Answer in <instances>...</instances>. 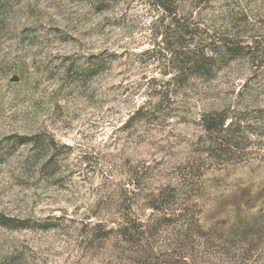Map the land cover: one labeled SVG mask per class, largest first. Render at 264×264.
<instances>
[{
  "label": "rangeland",
  "instance_id": "374dc122",
  "mask_svg": "<svg viewBox=\"0 0 264 264\" xmlns=\"http://www.w3.org/2000/svg\"><path fill=\"white\" fill-rule=\"evenodd\" d=\"M174 6L0 0V212L13 219L0 264H174L182 251L189 264H264V136L250 134L244 161L209 165L200 120L221 108L261 120L264 0ZM194 36L251 49L222 54L210 80H173ZM177 186L204 231L193 241L153 207Z\"/></svg>",
  "mask_w": 264,
  "mask_h": 264
},
{
  "label": "trees",
  "instance_id": "16d2710c",
  "mask_svg": "<svg viewBox=\"0 0 264 264\" xmlns=\"http://www.w3.org/2000/svg\"><path fill=\"white\" fill-rule=\"evenodd\" d=\"M175 1L159 0L160 5L166 11L177 16V7H173ZM184 25L182 29L185 32L181 35L182 38L187 35L189 27L186 22ZM201 40V38L196 39V36H194L186 46H182V50L174 52V63L178 76L173 80H177L178 78L177 81L182 82L184 79H188L189 75H196L203 77L205 80H210L223 61L222 58H225V56L222 57V54L227 55L229 60L240 55L243 49H251V45L241 44L239 40L235 39L217 38L214 36L211 38V42L208 45H204V47L200 46ZM204 40L208 41L207 38ZM223 49H225L224 52ZM182 75H184L183 78ZM254 111L258 115L256 120L261 119L257 123L256 128L252 124L242 126L236 119L235 121L228 122L230 116L227 108L214 109L203 113L200 120L206 134V139L202 141L204 145L203 153L206 154L204 161L209 165L219 164L224 166L226 164H236L251 157V146L256 144V139L254 140L250 134L256 133L259 137L264 136V108H257ZM181 190L177 186L173 187L172 192L166 195L163 193L160 195V198L154 200L153 207L159 211L163 209V216L160 221L161 227L167 226L175 235H183L185 238L189 237L193 241L197 236L200 237L204 231L192 212L190 213V208L183 203L184 192H181ZM9 221H13V219L0 212V224L7 225ZM143 226L137 223L136 227L132 229L135 231V234L145 233L143 236L148 239L150 238L148 236L150 230ZM129 230L127 228V230H124V233L131 236L127 232ZM151 236H153V233ZM143 248L145 247L143 246ZM143 248L141 249L143 250ZM173 253L171 256L173 257L174 264H189L185 261L187 257L186 252ZM145 254L147 255L148 253L145 252Z\"/></svg>",
  "mask_w": 264,
  "mask_h": 264
},
{
  "label": "water",
  "instance_id": "95a60500",
  "mask_svg": "<svg viewBox=\"0 0 264 264\" xmlns=\"http://www.w3.org/2000/svg\"><path fill=\"white\" fill-rule=\"evenodd\" d=\"M18 79H19V77H17V76L13 78V80H18Z\"/></svg>",
  "mask_w": 264,
  "mask_h": 264
}]
</instances>
